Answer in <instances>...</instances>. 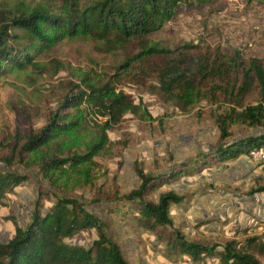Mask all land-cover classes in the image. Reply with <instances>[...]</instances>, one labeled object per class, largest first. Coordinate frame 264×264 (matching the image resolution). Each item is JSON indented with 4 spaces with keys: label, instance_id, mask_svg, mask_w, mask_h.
Segmentation results:
<instances>
[{
    "label": "trees",
    "instance_id": "obj_1",
    "mask_svg": "<svg viewBox=\"0 0 264 264\" xmlns=\"http://www.w3.org/2000/svg\"><path fill=\"white\" fill-rule=\"evenodd\" d=\"M206 1L42 0L31 9H0V76L31 64L33 51L47 48L65 35L74 37L83 33L102 39L112 36L124 47H129L134 39L137 41L136 50L133 51L134 47L128 48L131 51L124 50L123 59L114 66L115 74L106 80H83L84 85H73L39 131L29 133L24 141H13L0 153V161L6 165L0 166V204L27 178L12 170L13 164L23 165L37 153V165L44 174L78 168L91 162L108 143L107 129L120 124L126 113H138L141 103H135L130 94L117 86L124 73L138 84L152 79V92L174 104L180 113H187L197 99H204L217 131L216 143L191 159L155 172L146 171L137 163L139 184L127 193L114 192L108 196L105 217L89 211L78 198L40 188V194L54 195V201L43 209L38 197L24 227L12 217L15 233L8 241L0 242V264H138V256L130 251L137 241L129 231L132 225L127 224L128 218L133 219L135 226L152 231L168 250H177L195 260L214 255V246L188 241L174 225L171 205L181 203L184 194L169 188L153 197L156 190L179 176L198 174L225 159L246 154L253 147H264V134L244 132L232 137L231 133L235 122L264 128V67L258 59L249 57L247 66L238 59L229 62L234 71L241 72L240 83L238 78L231 81L224 73L217 75L218 82L210 83L206 76L211 74L213 80L215 72L195 67L193 57L186 61L190 56L187 53L181 52L180 59L172 60L167 57L169 49L149 39L179 10ZM254 83L258 88L257 102L245 105V97ZM82 111L105 120L86 151L76 153L54 138L58 133L66 135L83 128L78 115ZM90 229L96 231L97 238L88 246L67 241L76 232ZM260 256H264V241L257 237L243 244L230 239L219 253L223 264H264Z\"/></svg>",
    "mask_w": 264,
    "mask_h": 264
},
{
    "label": "rangeland",
    "instance_id": "obj_2",
    "mask_svg": "<svg viewBox=\"0 0 264 264\" xmlns=\"http://www.w3.org/2000/svg\"><path fill=\"white\" fill-rule=\"evenodd\" d=\"M41 3L42 0H0V9H31ZM149 39L169 49L168 58L175 61L181 58V52L187 53L190 56L186 61L193 57L195 67L215 72L213 80L211 74L206 76L210 83L218 82L217 75L221 73L228 74L231 81L238 78L240 83L241 72L234 71L229 64L233 59L247 66L248 58L254 57L264 67V0H207L190 9L179 10ZM136 42L134 39L129 47H124L112 36L102 39L83 33L74 37L65 35L49 47L33 51L31 64L1 75L0 153L5 152L13 141H24L29 133L39 131L73 85L82 86L83 80H106L115 74L114 66L123 59L124 50L131 51L128 49L131 47L136 50ZM233 51L239 54H233ZM214 59L216 62L213 63ZM153 84L150 78L145 84H138L128 73L123 74L118 88L130 94L135 103L140 102L141 107L137 114L126 113L120 124L107 129L109 141L91 162L78 168L68 167L63 172L44 174L37 165L38 154L33 153L25 164L11 166L27 178L0 204V242L14 236L12 217L21 227L28 223L38 197L43 209L52 204L54 195L40 194V188L78 198L89 211L105 217L108 196L114 192L127 193L139 184L135 172L137 163L146 171H159L174 162L191 159L216 143L217 131L209 116V104L204 99H197L187 113H180L174 104L152 92ZM257 91L254 83L245 97V105L257 102ZM78 115L84 127L66 135L58 133L54 140H62L68 151L82 153L97 137L105 117L88 111ZM244 132L257 130L238 122L232 125V137ZM0 166L6 167L2 161ZM195 175L179 176L156 190L153 197L169 188L187 197L194 188L188 183H198L199 178L193 177ZM189 207L187 199L171 205L175 227L188 241L214 246V255L195 260L177 250H168L152 231L135 226L133 219L128 218L127 224L132 225L129 231L137 241L130 251L138 256V264H223L219 253L226 241L235 239L243 244L253 237L264 241V229L250 231L252 227L248 225H232L228 232L221 230L217 236H206L203 231L194 230L196 227L184 218ZM118 220L123 222L122 218ZM95 238L96 231L90 229L76 232L67 241L88 246ZM258 258L264 262V256Z\"/></svg>",
    "mask_w": 264,
    "mask_h": 264
},
{
    "label": "crops",
    "instance_id": "obj_3",
    "mask_svg": "<svg viewBox=\"0 0 264 264\" xmlns=\"http://www.w3.org/2000/svg\"><path fill=\"white\" fill-rule=\"evenodd\" d=\"M256 130L253 133L264 134V128ZM196 176L197 184L188 183L194 188L185 197L190 207L184 217L196 227L194 230L217 236L232 225H248L250 231L264 229L263 164L246 153L225 159Z\"/></svg>",
    "mask_w": 264,
    "mask_h": 264
},
{
    "label": "built area",
    "instance_id": "obj_4",
    "mask_svg": "<svg viewBox=\"0 0 264 264\" xmlns=\"http://www.w3.org/2000/svg\"><path fill=\"white\" fill-rule=\"evenodd\" d=\"M247 155L254 161L264 165V147H253Z\"/></svg>",
    "mask_w": 264,
    "mask_h": 264
}]
</instances>
